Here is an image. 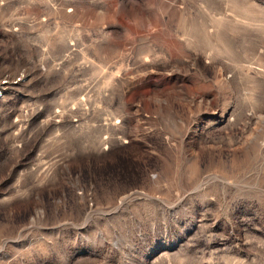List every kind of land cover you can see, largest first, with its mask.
Here are the masks:
<instances>
[{"label": "rangeland", "instance_id": "1", "mask_svg": "<svg viewBox=\"0 0 264 264\" xmlns=\"http://www.w3.org/2000/svg\"><path fill=\"white\" fill-rule=\"evenodd\" d=\"M6 65L0 264H264V0H0Z\"/></svg>", "mask_w": 264, "mask_h": 264}, {"label": "built area", "instance_id": "2", "mask_svg": "<svg viewBox=\"0 0 264 264\" xmlns=\"http://www.w3.org/2000/svg\"><path fill=\"white\" fill-rule=\"evenodd\" d=\"M15 36L20 37L17 34H15ZM46 71L47 69L43 65H38L35 68H32L31 66H24L22 67V69L16 72L13 71L12 68L8 65L0 68V103L5 102L6 100L13 101L12 99L14 97L17 101L19 99H24L23 97H29L26 96V91L29 90L33 86V84L37 82L40 72H42L43 75ZM25 102L26 101H24L23 104H25ZM25 106L21 105V108H26ZM33 108H35L36 110L33 118V124L44 127V121L41 119V116L43 115L41 111L43 110V108H40L38 104H36V106H34ZM28 111L29 110L27 109V112ZM63 115L64 114H61L60 110H57L56 113L53 114V122H62ZM55 118H57V120Z\"/></svg>", "mask_w": 264, "mask_h": 264}]
</instances>
